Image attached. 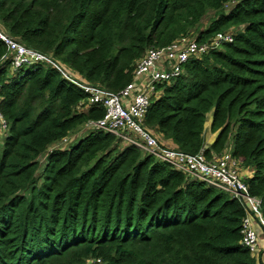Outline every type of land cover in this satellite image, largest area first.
I'll list each match as a JSON object with an SVG mask.
<instances>
[{
    "label": "trees",
    "instance_id": "obj_1",
    "mask_svg": "<svg viewBox=\"0 0 264 264\" xmlns=\"http://www.w3.org/2000/svg\"><path fill=\"white\" fill-rule=\"evenodd\" d=\"M0 31L52 60L0 63V264L257 263L236 198L103 132L56 144L104 115L76 109L78 83L118 93L147 50L229 33L156 86L143 126L185 154L230 149L264 216V0H0Z\"/></svg>",
    "mask_w": 264,
    "mask_h": 264
},
{
    "label": "built area",
    "instance_id": "obj_2",
    "mask_svg": "<svg viewBox=\"0 0 264 264\" xmlns=\"http://www.w3.org/2000/svg\"><path fill=\"white\" fill-rule=\"evenodd\" d=\"M0 39L7 48V54L0 63L10 61L12 74L25 65L49 62L43 55L25 48L0 31ZM229 33L217 34L212 41L198 44L187 38L146 51L132 73L133 79L118 93H108L95 87L83 85L81 88L89 95L85 103L77 106L85 111L93 104L104 108V115L96 121H88L84 127L90 131L103 132L113 136L122 147L132 146L143 155L152 157L156 162L170 165L182 173L188 181H199L207 187L219 189L236 198L243 206L245 216L241 223L240 244L248 249L256 259V264L264 263V216L260 199L249 194L240 177L241 161L232 158L229 150L212 154L207 158L201 150L195 155L179 152L163 144L153 133L144 128V120L152 97L157 96L156 86L170 83L181 74L184 64L191 58L198 59L221 43H231ZM52 63V62H49ZM7 126L0 115V140L5 136ZM64 138L62 142H66ZM261 254V255H262Z\"/></svg>",
    "mask_w": 264,
    "mask_h": 264
},
{
    "label": "rangeland",
    "instance_id": "obj_3",
    "mask_svg": "<svg viewBox=\"0 0 264 264\" xmlns=\"http://www.w3.org/2000/svg\"><path fill=\"white\" fill-rule=\"evenodd\" d=\"M213 16V13H209L205 20L207 21V19H209L210 17ZM16 73V72H15ZM211 118H212V112L208 113L207 116H206V122H205V131L208 130L209 126H210V121H211ZM89 130H87L84 125L81 126V128H79L78 131H76L75 133L69 135L68 140L66 142H61V143H58L56 144V148L59 147V146H64V145H70L71 143L75 142V141H78L80 140L81 138H83L87 133H88ZM214 137H212L213 139ZM211 139V140H212ZM55 147H53L54 149ZM229 150V154H230V149ZM231 155V154H230ZM44 161V158H41V162ZM248 176V172L247 170H245L243 167H241V171H240V177L242 178H247Z\"/></svg>",
    "mask_w": 264,
    "mask_h": 264
},
{
    "label": "crops",
    "instance_id": "obj_4",
    "mask_svg": "<svg viewBox=\"0 0 264 264\" xmlns=\"http://www.w3.org/2000/svg\"><path fill=\"white\" fill-rule=\"evenodd\" d=\"M205 137H206V142H207L208 144H211V143L214 141L215 135H214V134H211L210 131H209V128H208V130H206ZM212 137H214V138L212 139ZM211 139H212V140H211ZM162 143L165 144V145L168 146V147H171V148L173 147V145H171V143L168 142V141H165V142L162 141ZM260 246H261V247H264V239H263V236L260 237ZM261 254H262V253H260L259 257H260V258H261V257L264 258V254H262V255H261ZM262 264H264V263H262Z\"/></svg>",
    "mask_w": 264,
    "mask_h": 264
},
{
    "label": "water",
    "instance_id": "obj_5",
    "mask_svg": "<svg viewBox=\"0 0 264 264\" xmlns=\"http://www.w3.org/2000/svg\"><path fill=\"white\" fill-rule=\"evenodd\" d=\"M45 58H47V60L49 61V62H52V60L50 59V58H48L47 56H45V55H43ZM78 85L79 86H83V84L82 83H78Z\"/></svg>",
    "mask_w": 264,
    "mask_h": 264
},
{
    "label": "clouds",
    "instance_id": "obj_6",
    "mask_svg": "<svg viewBox=\"0 0 264 264\" xmlns=\"http://www.w3.org/2000/svg\"><path fill=\"white\" fill-rule=\"evenodd\" d=\"M162 142V141H161Z\"/></svg>",
    "mask_w": 264,
    "mask_h": 264
}]
</instances>
